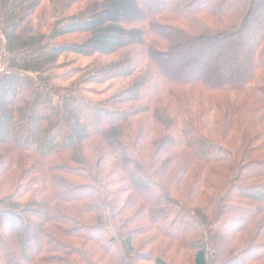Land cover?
I'll list each match as a JSON object with an SVG mask.
<instances>
[{"label": "trees", "instance_id": "trees-1", "mask_svg": "<svg viewBox=\"0 0 264 264\" xmlns=\"http://www.w3.org/2000/svg\"><path fill=\"white\" fill-rule=\"evenodd\" d=\"M111 5L0 0V264L262 260L264 0Z\"/></svg>", "mask_w": 264, "mask_h": 264}, {"label": "rangeland", "instance_id": "rangeland-1", "mask_svg": "<svg viewBox=\"0 0 264 264\" xmlns=\"http://www.w3.org/2000/svg\"><path fill=\"white\" fill-rule=\"evenodd\" d=\"M111 4H112V0H109V5H110L109 7H112ZM130 4H131V5H129L130 7H135V5L133 6V2H132V1H130ZM111 25H112V24H111ZM114 25H115V24H114ZM115 28H118V29H119L120 27L117 25V26H115ZM98 30H99V32H101L100 29H98ZM116 32H117V31H116ZM116 32L113 31V33H116ZM116 34H117V33H116ZM65 39H66V38H65ZM116 42L119 43V42H122V41H121V40H116ZM70 58H74V56H72V57H70ZM110 58H111V57H106V58H104V59L108 60V59H110ZM194 58H196L195 55H194ZM194 58H192V59H194ZM88 61H89V60H88ZM88 61H87V62H88ZM87 62H86V61H81L80 64H81V65H85ZM103 88H104V86H101V87H100V89H103ZM195 89H196V88H193V87L191 88V87H190V88L186 89L185 91H192V92H193V91H195ZM115 91H116L115 88H107V89L105 90V92L107 93L105 97H109V96H111L113 93H115ZM105 97H104V98H105ZM141 238H142L143 240H144V239H147V238H148V234L143 235ZM149 238H150V236H149ZM164 241L167 242V240H164ZM256 244H257V242H256ZM161 249H162V248H158L157 250H160V252H162ZM138 251H139V253H144V254H145L147 250H145V251H144V250H138ZM163 251H164V250H163ZM172 253H174V251H172V252L169 254L168 257H171V254H172ZM183 253H184V254H183ZM183 253L181 252V253H180V254H181L180 257H178V259L180 260V262H182V259H184L183 255H186V252H183ZM187 256H188V254H187ZM136 264H153V263H152L151 261L145 259V260H141V261H139V262L136 263ZM252 264H264V258H263L262 260L258 261V262H257V261L254 262V263H252Z\"/></svg>", "mask_w": 264, "mask_h": 264}]
</instances>
